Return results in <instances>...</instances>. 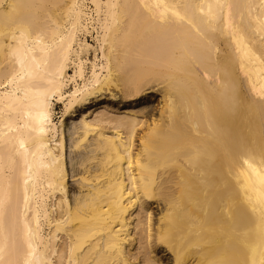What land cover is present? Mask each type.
<instances>
[{"label": "bare ground", "instance_id": "bare-ground-1", "mask_svg": "<svg viewBox=\"0 0 264 264\" xmlns=\"http://www.w3.org/2000/svg\"><path fill=\"white\" fill-rule=\"evenodd\" d=\"M138 243L264 264V0H0V264Z\"/></svg>", "mask_w": 264, "mask_h": 264}, {"label": "rangeland", "instance_id": "rangeland-1", "mask_svg": "<svg viewBox=\"0 0 264 264\" xmlns=\"http://www.w3.org/2000/svg\"><path fill=\"white\" fill-rule=\"evenodd\" d=\"M108 105L109 104L107 103L95 105L89 110V112L90 113L92 112V117H95L98 113H102V112H106L109 116L113 117V116L120 115L121 111H128L129 109H132V108H121L120 110H118L119 109L118 106L112 107ZM55 109H56L55 121H59L63 114L64 105L62 103H59L56 105ZM134 251L138 254L137 256L140 257V261L137 262L136 264H145V255L143 254L139 243L134 247Z\"/></svg>", "mask_w": 264, "mask_h": 264}]
</instances>
